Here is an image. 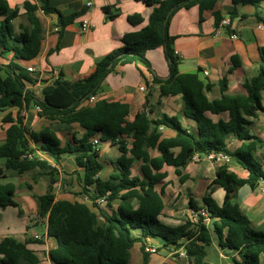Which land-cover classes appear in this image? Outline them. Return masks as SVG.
<instances>
[{"label": "trees", "instance_id": "1", "mask_svg": "<svg viewBox=\"0 0 264 264\" xmlns=\"http://www.w3.org/2000/svg\"><path fill=\"white\" fill-rule=\"evenodd\" d=\"M146 6L153 8L148 25L138 33L128 34L122 39L124 47L119 48L102 61L95 71L87 78L71 83L60 79L53 86L46 88L43 98H37L26 91L27 83H33L30 72L23 68L19 61L35 59L41 50L42 25L35 16L37 6L30 0L25 3L28 20L32 26L19 37L13 35L11 20L0 21V55L12 53L8 65H0V112L8 109H24L31 104L40 108L42 117L59 120L66 124H79L86 130L82 141L77 147L68 146L61 149L57 137L50 131L42 134H31L36 143L43 142L42 151L56 160L62 155L75 153L77 164L86 170L85 191L89 195L90 188L95 186L93 200L107 197V202L121 199L129 201L137 199L139 208L132 210L122 206L118 215L104 218L102 222L93 208L81 203L56 202L50 189L48 194L40 198L42 217L48 216V235L57 240L58 248L51 253L56 264H128L130 251L137 243H143L150 238L160 240L163 247L169 251L184 248L192 259V264H209L206 261L207 249L211 245L212 230L220 239H224L222 246L236 252L239 259L235 264H261L260 258L264 254V232L255 230L250 221L240 209L231 202V194L238 186H249L252 190L259 188L264 180L262 166L254 160L253 152L260 144L257 140L250 146L230 153L227 141L230 136L247 141L251 137L247 131L250 118H255L264 112L262 98L264 95V49L261 51V66L258 75L244 83L246 94L235 97L223 95L220 100L210 101L207 93L212 87L200 80V73L181 75L179 73L180 60L175 55L173 44L176 38L169 32L170 22L174 15L181 10L199 7L201 18L206 11H214L217 27L224 17L215 11L219 0H141ZM235 7L253 6L260 9L264 0H231ZM41 9L47 16H58L61 31L72 24L81 14L64 17L51 0H40ZM9 11L6 0H0V20ZM104 13L110 19L111 8H105ZM237 13L231 14L234 20ZM257 18L264 23L259 16ZM133 25L142 24L140 15L128 18ZM163 48L169 65L170 76L167 81L156 78L162 85L164 95H182L187 103L186 115L198 125L196 133H188L175 118L165 117L160 121H152L144 114H139L134 122H127L128 107L119 103L98 102L93 106L84 104L99 93L103 82L118 64H132L136 62L150 66L146 53ZM233 67L228 76L240 67L238 58L234 57ZM228 76L221 81V90L228 89ZM206 113L218 115L228 113L229 121L212 122L205 117ZM7 118L6 122H11ZM161 127L171 128L177 132L172 140L160 142ZM29 132L18 116L7 131L6 142L0 146V159L7 161L6 169L17 170L20 174L40 170L48 172L55 182L56 170L47 162L36 158L24 159V156L34 154L28 140ZM101 136L103 141L115 142L120 137H132V148L128 151L125 144H121L123 156L119 161L120 173L107 182H102L98 175L102 170L99 164V154L93 148L90 140ZM157 148L160 157L152 159L149 149ZM181 150L174 156L172 149ZM224 152L237 159L238 163L249 173L247 180L237 179L226 169H221L213 185H218L226 191V197L221 208L214 204L211 196L203 199L206 217L199 216L197 222H187L183 227L169 228L160 222V216L165 204L162 193L158 192V185L166 174L161 173L164 167H175L180 173L195 155L207 156L211 153ZM130 153L132 158H127ZM135 161L144 163V179L131 178V169ZM150 171H155L151 174ZM5 173L0 169V180ZM125 194L120 197L121 193ZM17 207L15 201V187L12 184H0V208ZM192 211L200 213L201 208L191 203ZM98 209V208H97ZM210 224L208 227L207 224ZM139 231L140 236L135 232ZM0 264H40L39 259L30 251L26 244L7 238L0 243Z\"/></svg>", "mask_w": 264, "mask_h": 264}, {"label": "crops", "instance_id": "2", "mask_svg": "<svg viewBox=\"0 0 264 264\" xmlns=\"http://www.w3.org/2000/svg\"><path fill=\"white\" fill-rule=\"evenodd\" d=\"M9 11L1 18V22L13 17L11 27L13 35L19 37L25 30L32 28L25 9L28 0H6ZM38 10L35 16L42 25V44L38 56L31 61L18 63L30 72L33 83H27L26 91L37 98H43L46 88L53 86L54 72L68 82L75 83L89 77L96 69L97 64L113 51L124 47L122 39L128 34L138 33L145 28L153 8L146 6L141 0H95L92 7H87L91 0H51L50 4L64 17L81 14L72 24L61 31L58 16H47L41 9L40 0H30ZM105 8H111L114 19L108 18ZM215 11L219 12L224 20L230 21L228 28L217 27L214 11H206L203 21H200L199 7L181 10L170 22V35L176 40L173 49L180 60L179 73L181 75L200 73V80L212 87L207 93L210 101L220 100L223 95L235 97L246 94L244 83L258 75L261 66V51L264 49V4L260 9L253 6L235 7L231 0H219ZM237 17L231 20V14ZM134 15L142 17V24L133 25L128 18ZM88 20L92 28L88 32L82 31V22ZM231 34L238 36L237 40L230 38ZM12 53L0 55V65H8ZM238 58L240 67L231 75L228 72L233 67V58ZM150 63L147 66L136 62L132 64L118 63L108 75L99 91L98 100L84 106H93L98 102L119 103L128 107L127 122H134L135 118L144 113L149 120L160 121L165 117L175 118L181 127L188 133H196L198 125L186 115L187 103L182 95H164L162 85L156 78L167 81L170 76L169 65L165 58L163 48L146 53ZM208 72V76L204 72ZM228 76V89L221 90V81ZM144 88L142 91L141 89ZM264 107V95L262 98ZM18 116L29 132L28 140L34 150L33 157L47 162L56 170L55 182L47 172L32 170L20 174L17 170L6 169L7 161L0 159V169L4 171L5 178L0 180L1 185L12 184L15 187V201L17 207L0 208V243L11 238L18 243L26 244L39 259L40 264H56L51 253L58 248L57 240L48 235V216L42 217V204L40 198L52 190L56 202L81 203L93 208L98 202L103 204L94 209L100 217L111 218L119 214L122 206L132 210L139 208L137 199L125 202L121 199L108 203L107 197L93 200L95 186L86 194V170L77 164V155L67 153L60 160L53 159L42 151L43 142L36 143L31 134L52 132L60 143V148L77 147L82 141L86 130L79 124H66L59 120L42 117L37 106L31 104L24 109L12 108L0 112V146L6 142L7 131L16 123ZM205 117L214 123L228 122V113L213 115L206 113ZM11 118V122H6ZM247 131L250 140L243 141L230 136L227 141V150L230 153L241 150L256 142L260 143L253 152V158L264 170V112L255 118L249 119ZM160 142L172 140L177 132L171 128L161 127ZM99 138L98 146L93 140ZM93 148L98 152V162L102 170L98 178L107 182L120 173L119 161L122 159L121 144L127 150L132 148V137H120L115 142L103 141L101 136L90 140ZM176 157L180 154L179 148L171 151ZM150 158L160 157L157 148L149 149ZM226 154V153H225ZM229 156V155H228ZM127 158H132L127 154ZM144 163L135 161L131 169V178L144 179ZM221 169L237 179L247 180L249 173L238 163L237 159L229 156L228 162L215 163L200 156L197 161H191L180 173L175 167L166 166L161 173L166 174L164 180L158 185V192L162 193L165 208L160 216V222L169 228H179L194 221V212L191 203L206 211L203 199L211 196L214 204L221 208L226 197L223 187L213 185ZM155 174V171H150ZM125 192L121 193L122 197ZM231 202L236 205L242 214L250 221L252 227L264 232V185L252 190L249 186H238L231 194ZM210 227L209 223L207 224ZM140 236V232H135ZM211 245L207 249L206 261L209 264H235L239 259L236 252L224 248L220 239L212 230ZM143 243H137L130 251L128 264H192L184 248L169 251L164 248L160 240L148 238ZM155 249V253H147L145 248ZM185 253V255H184ZM264 264V254L260 258Z\"/></svg>", "mask_w": 264, "mask_h": 264}, {"label": "built area", "instance_id": "3", "mask_svg": "<svg viewBox=\"0 0 264 264\" xmlns=\"http://www.w3.org/2000/svg\"><path fill=\"white\" fill-rule=\"evenodd\" d=\"M94 1H95V0H91L90 2H88V3H87V7H92L93 4H94ZM229 26H230V21H229V20H223V21L221 22V24H220V28H222V29H224V28H228ZM91 28H92V25H91V22H90V21H88V20H84V21L82 22V31H83V32H88V31H90ZM230 38H231L232 40H237V39H238V36H237L236 34H231V35H230ZM176 55L179 56V54H176ZM29 71H30V72H33V69H29ZM204 74H205L206 76H208V72L205 71ZM59 79H60V75H59V73H58V72H54V82H53V84L56 83ZM141 90L143 91L144 88H142ZM97 100H98V95H95V96L90 97V99H89L87 102L90 103V104H93V103H95ZM37 110H38L39 112L41 111L39 107H37ZM99 143H100L99 138H95V139L93 140V145H94V146H98ZM33 158H34V157H33V155H31V154H28V155L24 156V159H30V160H32ZM199 158H200V156L195 155V156L192 158V161H197ZM205 158L208 159L209 161H211V162H215V163H221V162H228V161H229V156H228L227 154H225L224 152L211 153V154L205 156ZM260 185H264V180H261V181H260ZM103 202H104V200L99 201V202H98V206L102 205ZM193 214H194V221H195V222H197V220L199 219V216H200V215L203 216V217H206V216H207V214H206L205 211H200V213H197V214L193 213ZM100 220H101L102 222L104 221L103 218L100 219ZM145 251H146L147 253H155V252H156L155 249H152V248H149V247H148V248H145ZM184 255H185V253H184Z\"/></svg>", "mask_w": 264, "mask_h": 264}]
</instances>
